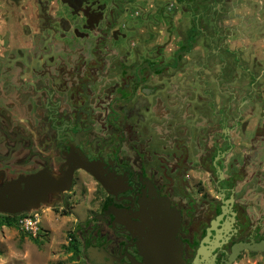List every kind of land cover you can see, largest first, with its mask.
<instances>
[{
    "label": "flooded vegetation",
    "instance_id": "af4514ba",
    "mask_svg": "<svg viewBox=\"0 0 264 264\" xmlns=\"http://www.w3.org/2000/svg\"><path fill=\"white\" fill-rule=\"evenodd\" d=\"M60 4L71 20L0 32V190L38 195L0 221L80 206L85 264H144L132 227L163 198L185 264L264 260L237 255L264 241V97L238 81L237 33L128 32L114 3Z\"/></svg>",
    "mask_w": 264,
    "mask_h": 264
},
{
    "label": "rangeland",
    "instance_id": "374dc122",
    "mask_svg": "<svg viewBox=\"0 0 264 264\" xmlns=\"http://www.w3.org/2000/svg\"><path fill=\"white\" fill-rule=\"evenodd\" d=\"M0 32H21L37 27V17L44 12L49 16L60 19L64 17L71 20L72 16L60 0H0ZM210 0H95L98 7H104V14L109 10V3H114L115 7L121 11L122 23L129 25L128 32H177L180 36L183 32H193L196 26L207 28L211 18L217 16L220 11L212 8H205ZM245 0H241L243 2ZM246 6L251 5L249 10L261 12L264 16V0L251 2L246 0ZM206 9V10H205ZM207 11V12H206ZM135 12L142 14L141 19L131 18ZM205 13L204 22L200 14ZM75 19V18H74ZM80 18L76 17V20ZM58 27V25H54ZM74 27H78L75 25ZM248 38L252 41L264 38V18H255L248 26ZM9 30V31H8ZM31 31V30H30ZM23 32V31H22ZM32 32V31H31ZM34 32V31H33ZM194 34V33H193ZM201 40L194 41V45H199ZM253 46V45H252ZM255 52L252 54L240 53L237 50V78L238 81H246L240 86L249 93H257L264 97V43L255 45ZM216 48V47H215ZM217 49V48H216ZM195 52V51H193ZM245 55L248 57H245ZM256 58V59H255ZM259 76V83L254 82L248 86L249 82ZM251 88V89H250ZM256 95V94H254ZM45 209V208H44ZM81 207L75 211L51 210L38 212L40 216L41 228L39 233L40 244H35L30 237L25 235L18 227H8L0 221V264H85L83 258L76 253L75 241L76 226L75 219L80 217ZM80 250V249H79ZM237 264H264L256 255H248Z\"/></svg>",
    "mask_w": 264,
    "mask_h": 264
},
{
    "label": "water",
    "instance_id": "95a60500",
    "mask_svg": "<svg viewBox=\"0 0 264 264\" xmlns=\"http://www.w3.org/2000/svg\"><path fill=\"white\" fill-rule=\"evenodd\" d=\"M13 188L12 185H9L0 190V211L18 213L20 212L19 209L22 205L20 201L22 199L32 201V199L38 197L35 194L30 196V193L25 197H16L15 195H11ZM149 206V215H145L140 223H136L132 227L134 235L138 238L137 247L144 260V264H185L181 257V244L176 238V232L179 227L177 215L167 211L168 203L163 198L153 201ZM243 249L264 255V241L245 245L238 244L237 255ZM199 254L203 255V252L199 251ZM235 256L236 251L230 257V262ZM192 263L201 264L199 260H195Z\"/></svg>",
    "mask_w": 264,
    "mask_h": 264
},
{
    "label": "crops",
    "instance_id": "0c3cea01",
    "mask_svg": "<svg viewBox=\"0 0 264 264\" xmlns=\"http://www.w3.org/2000/svg\"><path fill=\"white\" fill-rule=\"evenodd\" d=\"M246 1V0H245ZM241 0H210L208 5H203L205 8H212L220 11V13L215 17L213 16L210 21V25L207 28H201V26H196V29H193V32H234L237 33V50L240 53L251 54L250 59L253 61L252 54L255 52V45H260L264 43V38H261L260 41L253 40L248 38L247 32L248 27L255 18H264L261 12H256V14L249 10L251 5L246 6ZM252 3L258 0H249ZM206 10V9H205ZM207 12V11H206ZM206 12L200 14L201 20L205 19ZM234 43V42H232ZM236 45V42L235 44ZM253 45V46H252ZM216 50L214 49V52ZM245 57H247L245 55ZM248 58V57H247ZM256 59V58H255Z\"/></svg>",
    "mask_w": 264,
    "mask_h": 264
},
{
    "label": "built area",
    "instance_id": "2783aa9c",
    "mask_svg": "<svg viewBox=\"0 0 264 264\" xmlns=\"http://www.w3.org/2000/svg\"><path fill=\"white\" fill-rule=\"evenodd\" d=\"M16 221L20 230L26 235L37 237L40 233L41 222L38 212L23 213Z\"/></svg>",
    "mask_w": 264,
    "mask_h": 264
},
{
    "label": "trees",
    "instance_id": "16d2710c",
    "mask_svg": "<svg viewBox=\"0 0 264 264\" xmlns=\"http://www.w3.org/2000/svg\"><path fill=\"white\" fill-rule=\"evenodd\" d=\"M4 225H5V226H8V227H17V221L15 220L14 222H6V223H4ZM25 235H26V234H25ZM27 236H28V235H27ZM28 237H30L31 240H32L35 244H37V245L40 244V241H39V234H38L37 237H32V236H28Z\"/></svg>",
    "mask_w": 264,
    "mask_h": 264
}]
</instances>
